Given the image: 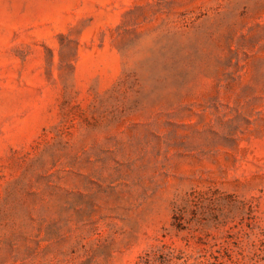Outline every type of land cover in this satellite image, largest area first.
<instances>
[{"label":"rangeland","instance_id":"obj_1","mask_svg":"<svg viewBox=\"0 0 264 264\" xmlns=\"http://www.w3.org/2000/svg\"><path fill=\"white\" fill-rule=\"evenodd\" d=\"M0 264H264V0H0Z\"/></svg>","mask_w":264,"mask_h":264}]
</instances>
